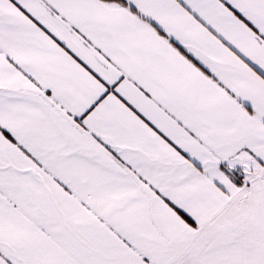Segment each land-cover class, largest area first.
Returning a JSON list of instances; mask_svg holds the SVG:
<instances>
[{
    "label": "snow or ice",
    "instance_id": "snow-or-ice-1",
    "mask_svg": "<svg viewBox=\"0 0 264 264\" xmlns=\"http://www.w3.org/2000/svg\"><path fill=\"white\" fill-rule=\"evenodd\" d=\"M0 264H264V0H0Z\"/></svg>",
    "mask_w": 264,
    "mask_h": 264
}]
</instances>
